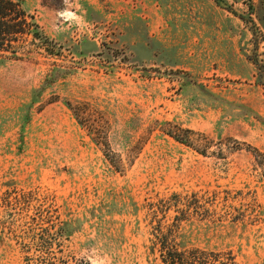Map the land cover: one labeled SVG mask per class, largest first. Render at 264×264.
Wrapping results in <instances>:
<instances>
[{
	"label": "rangeland",
	"instance_id": "1",
	"mask_svg": "<svg viewBox=\"0 0 264 264\" xmlns=\"http://www.w3.org/2000/svg\"><path fill=\"white\" fill-rule=\"evenodd\" d=\"M23 7L48 39L0 56V264H162L173 222L264 264V0Z\"/></svg>",
	"mask_w": 264,
	"mask_h": 264
},
{
	"label": "trees",
	"instance_id": "2",
	"mask_svg": "<svg viewBox=\"0 0 264 264\" xmlns=\"http://www.w3.org/2000/svg\"><path fill=\"white\" fill-rule=\"evenodd\" d=\"M25 0H0V56L4 53L16 55V44L27 35L33 38L48 39L40 30V25L23 7ZM186 133L193 132L185 129ZM168 134L182 143L190 144L191 138H183L173 132ZM177 222L168 226L167 233L154 234L153 242L160 244V260L162 264H238L236 254L232 250H207L198 246L188 247L173 235ZM81 264H90L81 262Z\"/></svg>",
	"mask_w": 264,
	"mask_h": 264
}]
</instances>
